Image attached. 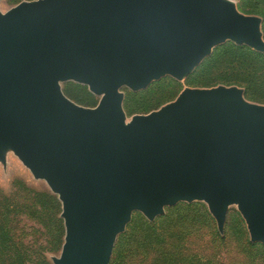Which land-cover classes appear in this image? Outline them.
Returning a JSON list of instances; mask_svg holds the SVG:
<instances>
[{
    "label": "water",
    "instance_id": "obj_1",
    "mask_svg": "<svg viewBox=\"0 0 264 264\" xmlns=\"http://www.w3.org/2000/svg\"><path fill=\"white\" fill-rule=\"evenodd\" d=\"M262 19L230 0H34L0 12V162L13 151L61 203L52 264H109L133 212L204 202L222 235L236 205L264 244V105L223 85L184 89L126 121L133 92L191 74L232 42L264 53ZM87 86L94 108L60 83Z\"/></svg>",
    "mask_w": 264,
    "mask_h": 264
},
{
    "label": "rangeland",
    "instance_id": "obj_2",
    "mask_svg": "<svg viewBox=\"0 0 264 264\" xmlns=\"http://www.w3.org/2000/svg\"><path fill=\"white\" fill-rule=\"evenodd\" d=\"M23 1L31 0H0V12L5 13ZM230 1L240 13L262 19L260 12H264V0ZM261 33L264 40L262 24ZM231 46L242 47L228 41L213 48L211 54L181 81L166 76L137 92L121 88L126 121L134 115L158 110L174 101L186 88L236 86L243 90L246 101L264 105V99L253 98L255 95L264 98V58L250 60L253 67L247 68L237 63L229 66L230 58L227 56L233 52ZM243 47L252 50L247 46ZM227 78L238 80V84L229 85L224 82ZM60 87L63 94L75 104L80 105L72 100L74 95L82 99V107L94 108L100 100L87 86L72 81L62 82ZM246 87H250L249 98L246 97ZM35 193L41 194L40 202L45 200L44 194L56 197L61 209L58 196L51 192L46 182L34 179L13 151L8 150L5 165L0 162V210L24 208L22 204L27 202L28 197L33 198ZM37 208L42 221L28 220L20 215L13 221L19 228H12L9 234L15 242L23 240V244L27 245L34 241L44 244L49 240L50 236L44 225L51 223L48 217H51V212H46L44 208L48 207L44 203H38ZM53 210L57 214V209ZM56 218L62 220L60 214ZM141 239L142 245H138ZM3 253L9 251L0 252V259L5 258ZM59 254L60 251L47 254L48 261L52 264L51 257ZM30 255L27 253V256ZM109 264H264V244L251 243L246 224L236 205L228 209L224 233L221 235L204 202H180L175 206L165 207L163 214L153 222H149L142 213L133 212L124 232L115 241Z\"/></svg>",
    "mask_w": 264,
    "mask_h": 264
},
{
    "label": "trees",
    "instance_id": "obj_3",
    "mask_svg": "<svg viewBox=\"0 0 264 264\" xmlns=\"http://www.w3.org/2000/svg\"><path fill=\"white\" fill-rule=\"evenodd\" d=\"M260 16L262 17V28L264 31V12H260ZM231 50L233 52L227 56L230 58L229 66L237 63L239 66L245 65L247 68L253 67L252 64H250V60H259L264 58V54L249 50L243 46H231ZM224 82L229 85L238 84V80L232 78H227ZM249 90L250 87H246V97L248 96V98L251 97V92H249ZM72 98V100H76L78 104H84L83 100L78 96L74 95ZM253 98L256 100L264 99L258 98L256 95ZM40 195L41 194L35 193L33 198L28 197L27 202L22 204L24 208H2V210H0V252L9 251V253H3L5 258L0 259V264H51L48 261L47 254L60 251L64 238L63 222L62 220L56 218V216L61 213L60 204L56 200V197L49 194H44L43 197L45 200L40 202ZM29 201L32 207L30 206ZM38 203L41 205L44 203L45 206L48 207L44 208L47 210L46 212H51V217L48 216L51 223H46L44 225V228L48 231L50 236L49 240L44 242V244L38 243V241H34L33 243H29L27 245L23 244V240L15 242V240L9 235L12 228L19 229L13 224V221H16V219L20 216H25L28 220L36 222L42 221V217L38 210L39 208H37ZM54 208L57 209V214L54 213ZM138 245H142V239ZM250 246H253V244H250ZM27 253L31 255L27 256Z\"/></svg>",
    "mask_w": 264,
    "mask_h": 264
},
{
    "label": "built area",
    "instance_id": "obj_4",
    "mask_svg": "<svg viewBox=\"0 0 264 264\" xmlns=\"http://www.w3.org/2000/svg\"><path fill=\"white\" fill-rule=\"evenodd\" d=\"M31 1H34V0H31Z\"/></svg>",
    "mask_w": 264,
    "mask_h": 264
}]
</instances>
